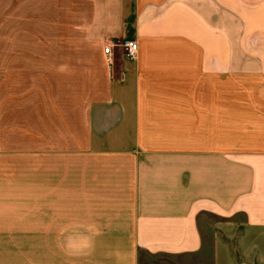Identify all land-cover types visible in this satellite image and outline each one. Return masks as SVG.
Returning <instances> with one entry per match:
<instances>
[{
  "label": "crops",
  "instance_id": "obj_1",
  "mask_svg": "<svg viewBox=\"0 0 264 264\" xmlns=\"http://www.w3.org/2000/svg\"><path fill=\"white\" fill-rule=\"evenodd\" d=\"M257 238L264 0H0V264H264Z\"/></svg>",
  "mask_w": 264,
  "mask_h": 264
},
{
  "label": "built area",
  "instance_id": "obj_2",
  "mask_svg": "<svg viewBox=\"0 0 264 264\" xmlns=\"http://www.w3.org/2000/svg\"><path fill=\"white\" fill-rule=\"evenodd\" d=\"M114 47H118L126 57L131 60H136L139 54V45L136 40L124 39L119 42L108 41L105 44L104 51L108 56L113 54Z\"/></svg>",
  "mask_w": 264,
  "mask_h": 264
},
{
  "label": "clouds",
  "instance_id": "obj_3",
  "mask_svg": "<svg viewBox=\"0 0 264 264\" xmlns=\"http://www.w3.org/2000/svg\"><path fill=\"white\" fill-rule=\"evenodd\" d=\"M91 228H87L84 233L70 237L68 240V247L74 250H86L91 246V237L88 233Z\"/></svg>",
  "mask_w": 264,
  "mask_h": 264
},
{
  "label": "rangeland",
  "instance_id": "obj_4",
  "mask_svg": "<svg viewBox=\"0 0 264 264\" xmlns=\"http://www.w3.org/2000/svg\"><path fill=\"white\" fill-rule=\"evenodd\" d=\"M256 241H257V243H258L259 245H264V239H263V238H257ZM258 261H259V260H258ZM252 263H254V264H259L258 262H252Z\"/></svg>",
  "mask_w": 264,
  "mask_h": 264
}]
</instances>
